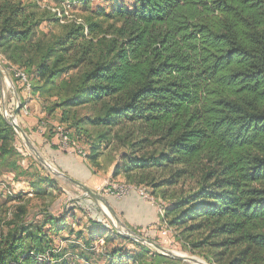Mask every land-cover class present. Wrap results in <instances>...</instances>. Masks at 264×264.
Returning a JSON list of instances; mask_svg holds the SVG:
<instances>
[{"label": "trees", "instance_id": "16d2710c", "mask_svg": "<svg viewBox=\"0 0 264 264\" xmlns=\"http://www.w3.org/2000/svg\"><path fill=\"white\" fill-rule=\"evenodd\" d=\"M90 1H68L87 10L77 22L35 0H0L5 66L24 71L34 96L54 98L48 117L58 113L74 152L89 146L93 175L103 144L126 150L111 178L166 202L160 222L184 252L207 264H264V0ZM17 137L0 111V169L44 199L56 182L19 164ZM11 208L0 218V264H70L52 252L68 217L34 224L25 206ZM93 228L81 236L87 246L105 237ZM105 245L108 264H188L116 232Z\"/></svg>", "mask_w": 264, "mask_h": 264}, {"label": "rangeland", "instance_id": "374dc122", "mask_svg": "<svg viewBox=\"0 0 264 264\" xmlns=\"http://www.w3.org/2000/svg\"><path fill=\"white\" fill-rule=\"evenodd\" d=\"M37 1L42 7L46 9H50L53 13L58 15V18L65 19V21H77L80 22L81 19L87 13L81 5H74L70 6L68 4L69 0H35ZM113 0H91L90 7L97 8H109ZM123 4L131 5L132 2L130 0H122ZM56 12H54V11ZM50 28V27H49ZM46 25L42 26L43 31H50L53 30L57 33L58 27L57 25H51L49 29ZM0 62L6 72V75L10 78L11 84L10 87H6L4 84L0 83V111L2 112L3 116L6 117L8 121L11 120L14 112L16 111L17 107H20L21 102L24 104V109L20 111L16 123L24 130L27 131V136L30 138L31 142L33 143L34 147L37 151L41 154V156L48 162V164L56 171H60L59 166L55 165L53 161H51L50 157L46 155L44 151L45 137L50 135L52 140L56 141L57 145L62 149L65 150L63 146L60 145L59 140H56V128L61 126L58 121L59 115L58 113L53 115L52 118L48 117L46 108L52 106L54 98L48 97H38L37 95H33L31 89H27L24 86V83L20 82L19 79L15 77V70H11L5 66L4 58L0 55ZM18 70V69H16ZM24 72L23 70H19ZM36 101L34 106L28 105L30 101ZM28 112V115L25 112ZM5 112L7 116H5ZM33 116H38V122L32 131H28L24 128V125L27 124L26 120L33 118ZM48 118V119H47ZM42 123L45 124V132H39L42 128ZM63 127V126H61ZM36 133V134H34ZM92 140V139H91ZM44 141V142H43ZM104 145V146H103ZM102 145V156L100 159V164L102 165L101 168L98 169L96 176L92 178L91 181L86 182V186L108 201H119L115 196L107 195L105 190L110 185H123L130 183L127 178L121 176L117 179H112L111 174L109 176L110 170H113L114 165L122 154L126 153L125 149L116 148L114 146H109L105 149L106 144ZM78 148V152H74L72 148L68 150L71 155H74L78 158L83 159L84 156L79 154V151L86 152L89 151V146L85 143H80L75 145ZM16 148L21 153V158H16L19 160V164L24 169H30V173H34L38 166L41 167V175L48 176L51 180L56 182V187L48 189V197L46 199H38L33 194H30L27 178L19 177L18 180L15 179V174L13 172H9L8 168L0 169V193L3 190L9 189L13 193V197H15V202L10 203V205L5 206L8 199L6 197H2L0 195V218L5 217V211L9 207H12L11 213L15 211L16 207H27L28 209V222H32L34 224H40L43 221V214H49L53 217L65 216L68 217L67 213L74 212L76 215V220L74 226H72L74 230V234H70L68 230H64L61 234L53 237L54 241V250L53 253L60 251L61 253L66 252L65 257L67 261H70V264H108L107 263V253L110 251L111 247H97L94 251L87 252L90 257V262L85 263L81 259H77L79 254L84 251V244L83 240H80L77 236L78 233H83L84 235H88V231L91 228L89 224V220L99 221L102 226L106 225L109 228H114L113 225V218L109 214L108 211H105V207L102 205L96 204L93 200V204L90 205L88 201L89 198L86 196L84 192H82L78 187L74 186L69 181L65 180L62 177L55 176L49 170H47L44 166H42L34 156V154L28 149L25 144L24 139L20 134L17 137V144ZM104 148V149H103ZM68 155L67 153H63ZM70 155V156H71ZM133 184V183H130ZM147 192L152 195V189L146 188ZM157 199V197H155ZM122 200V199H121ZM17 212V211H16ZM120 222L123 226L126 227L124 221L121 217H118ZM72 219H68V224H73ZM118 226V225H117ZM128 226V225H127ZM129 227V226H128ZM126 227L131 231L130 228ZM109 228H107L109 230ZM166 227L158 226L156 231L151 235L146 236L147 233H137L140 234V238H144L156 245L166 248L169 251L178 253L183 256L193 257L202 262H205L204 259L186 253L182 250L181 245L176 242L172 233H169L167 236H162L161 232ZM110 235H114L113 233H109ZM130 238V237H129ZM130 240H132L130 238ZM134 241V240H133ZM128 251L132 254L137 252L136 247L131 244H123ZM70 246L78 247V249L74 252L71 251ZM152 250H155L151 248ZM190 264V263H188Z\"/></svg>", "mask_w": 264, "mask_h": 264}, {"label": "crops", "instance_id": "0c3cea01", "mask_svg": "<svg viewBox=\"0 0 264 264\" xmlns=\"http://www.w3.org/2000/svg\"><path fill=\"white\" fill-rule=\"evenodd\" d=\"M35 102L36 101L32 100V101H30L28 103V105H30V106L33 105L34 106V104H36ZM37 122H38V116H33V118H30V119L26 120L27 124L24 125V128L26 130H28V131H32V129L34 128L33 126H35L37 124ZM34 134H36V133H34ZM57 139L58 138L56 136V140ZM44 141H43L45 143L44 151H45L46 155H48L50 157L51 161H53V163L55 165L59 166V168L63 170L62 172L64 174L67 173V176H69V177H71V178H73V179H75V180H77L80 183L85 185L86 182L91 181L94 176L98 175L97 173L95 175H93L91 173V171L88 168V166L86 165L84 159H81V158H78V157H76L74 155H71V153H69L68 150H62V149L60 150V149H58V150L55 151V150L51 149L50 145H48L46 143V139L45 138H44ZM52 144L57 145L56 141H54V140H52ZM64 151H66V153L68 155L63 154ZM112 171L113 170L111 169L110 173H109V176L111 174V177H112ZM28 186H29V184H28ZM29 192H30V194H33L31 192V190H29ZM44 199H46V198H44ZM112 200H114V201H110L109 200L110 205L112 206V208L114 209V211L116 212L118 217L122 218V220L124 221L126 227L129 226L128 228H130L131 231L135 235H137V236L139 235L140 236V234H137V233H143V234L147 233L146 236H148V235L152 236V234L156 231L158 226L163 227V225L160 222V216L157 213L156 207L154 205H152L151 203L143 200L137 194L133 193L130 196H128V197H126V198H124L122 200H119V201H116L113 198H112ZM87 202H89L90 205L93 204L92 199H88ZM44 215L45 214H43V217H44ZM67 215H68V219H72L71 216L74 215V212L72 211L71 213H67ZM49 216L53 217L51 215H49ZM74 216H75L74 219H72L73 220V222H72L73 224H68L67 223V225H68L67 227L68 228L65 229V230H68V232L70 234H74V230H73L72 226H74V223H75V220H76V215H74ZM60 217H63V216H59L57 218H60ZM54 218H56V217H54ZM89 224H90L91 228L89 229L87 236L84 235L81 232L78 233L77 236L79 237L80 240H84V239H82V237L83 238H89V236H91L90 234L94 231L93 226H96L99 229H102L103 231H105V237L104 238H99L98 235H94L95 241L90 246L85 245L84 244L85 242L83 241V244H84V248L83 249H84V251H82V252H86L87 255H88L87 252L94 251L97 247L99 248V247L106 246L105 245V238L106 237H113L115 235V232L118 235H122L115 228H109L106 225L102 226V224L99 221H94V220L90 219L89 220ZM107 228H109V230ZM70 230H72L73 232L72 231L70 232ZM63 231L64 230H62L61 232H63ZM61 232L59 234H61ZM110 232L113 233L114 235H110L109 234ZM57 235H55V236H57ZM122 236L127 237L126 235H122ZM127 238H129V237H127ZM132 240H134V239H132ZM72 247L75 248V249H72ZM68 248H70L72 252H74V251H76L78 249V247H75V246H70ZM58 252H60V251H58ZM65 254H66V252H65ZM88 257H89V255H88ZM64 258L66 259L65 256H64ZM77 259H81L85 263H89L90 262V257H89V261L88 262H86L84 259L80 258V256H78ZM69 263H70V261H69Z\"/></svg>", "mask_w": 264, "mask_h": 264}, {"label": "water", "instance_id": "95a60500", "mask_svg": "<svg viewBox=\"0 0 264 264\" xmlns=\"http://www.w3.org/2000/svg\"><path fill=\"white\" fill-rule=\"evenodd\" d=\"M6 79L11 84V80L6 75V72H5L3 66H2V64L0 62V83L3 85V83L5 82ZM20 111H21V108L17 107V109L14 112L13 116L11 117V120L9 121V123L12 125V127L14 128L16 133L20 134L22 136V138L25 141L26 146L34 154V156L36 157L37 161L42 166H44L47 170H49L52 174H54L55 176L62 177L65 180H67L70 183H72L74 186L78 187L82 192H84L86 194V196L91 198L96 204L104 206L107 209V211L109 212V214L111 215V217L113 218V224L115 225V227L119 231L122 232V231L125 230L126 233H124V234L127 237H131L136 242L142 243V244H144V245H146V246H148L150 248L155 249L158 253H160V254H162L164 256H167V257H170V258H173V259H177V260H181L183 262L190 263V264H207L206 262H202L201 260H198L196 258L183 256V255H180L178 253L169 251V250H167L164 247L156 245L155 243H152L151 241H148V240H146L144 238H140L139 236L135 235L132 231L128 230L125 226L122 225V223L120 222V220L118 218V215L116 214V212L114 211V209L110 205V202L106 198H104L102 195H100L96 191L88 188L86 185L80 183L79 181L67 176L63 172L54 170L48 164V162L41 156V154L37 151V149L34 147L33 143L31 142L30 138L27 136L26 132L16 123V119H17Z\"/></svg>", "mask_w": 264, "mask_h": 264}, {"label": "built area", "instance_id": "2783aa9c", "mask_svg": "<svg viewBox=\"0 0 264 264\" xmlns=\"http://www.w3.org/2000/svg\"><path fill=\"white\" fill-rule=\"evenodd\" d=\"M54 11V10H53ZM56 12V11H54ZM15 77L17 79H19L20 82L24 83V86L27 89H31V85L29 83L28 77L27 75L19 70H15L14 72ZM24 109V108H23ZM22 109V110H23ZM26 115H28V112H25ZM5 116H7V113L5 112L4 114ZM39 132H45V124L42 123V128L40 129ZM56 136L60 142V145L65 147V150H69V148L71 149V141L69 138V133L65 131V129L61 126L57 127L56 130ZM75 146V144H73ZM79 154L81 156L85 157V152L84 151H79ZM105 192L107 193V195H112L115 196L117 199L121 200L124 199L128 196H130L131 194L135 193L137 194L139 197H141L143 200L151 203L152 205H154L157 209V213L160 217H162L164 215L165 212V207H166V202L163 201L162 199H156L155 196L150 195L147 192V189L145 187H137L133 184L127 183V184H123V185H110L107 190H105ZM0 195L2 197H6V196H11L13 197V193L12 191H10L9 189L3 190L2 193H0ZM114 225V224H113ZM165 226V225H163ZM166 227V226H165ZM114 228L117 229L114 225ZM118 230V229H117ZM118 232L122 235H125L124 233H126V231H119ZM169 233H172L171 230H169L168 228H165L162 232L161 235L162 236H167ZM38 260L41 263H48L50 261V254L49 252L46 253L45 255H40L37 257Z\"/></svg>", "mask_w": 264, "mask_h": 264}, {"label": "bare ground", "instance_id": "6f19581e", "mask_svg": "<svg viewBox=\"0 0 264 264\" xmlns=\"http://www.w3.org/2000/svg\"><path fill=\"white\" fill-rule=\"evenodd\" d=\"M7 88L10 87L9 81L6 79L5 82L3 83ZM107 211V209H105Z\"/></svg>", "mask_w": 264, "mask_h": 264}]
</instances>
